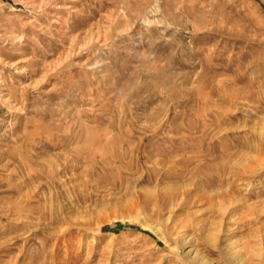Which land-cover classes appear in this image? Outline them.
Masks as SVG:
<instances>
[{"label": "rangeland", "instance_id": "1", "mask_svg": "<svg viewBox=\"0 0 264 264\" xmlns=\"http://www.w3.org/2000/svg\"><path fill=\"white\" fill-rule=\"evenodd\" d=\"M263 105L264 0H0V264H264Z\"/></svg>", "mask_w": 264, "mask_h": 264}, {"label": "bare ground", "instance_id": "2", "mask_svg": "<svg viewBox=\"0 0 264 264\" xmlns=\"http://www.w3.org/2000/svg\"><path fill=\"white\" fill-rule=\"evenodd\" d=\"M236 100H237V98H236ZM237 102V101H236ZM237 104V103H236ZM256 105H258V104H256ZM248 106V105H247ZM250 106V105H249ZM264 106V105H263ZM257 107V106H256ZM251 108H255V107H252V105H251ZM260 111V110H259ZM262 111V110H261ZM252 112V111H251ZM255 112V111H254ZM255 114V113H254ZM256 115V114H255ZM260 155V154H259ZM259 157V156H258ZM258 159V158H257ZM259 161H261L262 162V159L261 160H259ZM263 161H264V159H263ZM251 164V163H250ZM261 164V163H260ZM262 165V164H261ZM248 166V165H247ZM252 166V165H251ZM258 166H260V165H258ZM249 168H250V166H248ZM247 167V168H248ZM251 169V168H250ZM249 169V170H250ZM252 169L254 170V167H252ZM252 171V170H251ZM253 172V171H252ZM255 172H257L256 170H255ZM1 208V207H0ZM2 209H3V207H2ZM1 209V210H2ZM2 213V212H1ZM237 259H239V258H237Z\"/></svg>", "mask_w": 264, "mask_h": 264}, {"label": "trees", "instance_id": "3", "mask_svg": "<svg viewBox=\"0 0 264 264\" xmlns=\"http://www.w3.org/2000/svg\"><path fill=\"white\" fill-rule=\"evenodd\" d=\"M106 228V226L104 227V229Z\"/></svg>", "mask_w": 264, "mask_h": 264}]
</instances>
